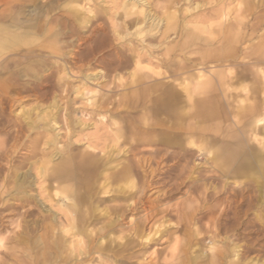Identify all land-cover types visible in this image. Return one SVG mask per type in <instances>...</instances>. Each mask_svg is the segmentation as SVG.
Here are the masks:
<instances>
[{
  "label": "rangeland",
  "instance_id": "374dc122",
  "mask_svg": "<svg viewBox=\"0 0 264 264\" xmlns=\"http://www.w3.org/2000/svg\"><path fill=\"white\" fill-rule=\"evenodd\" d=\"M262 199L264 0H0V264H264Z\"/></svg>",
  "mask_w": 264,
  "mask_h": 264
},
{
  "label": "bare ground",
  "instance_id": "6f19581e",
  "mask_svg": "<svg viewBox=\"0 0 264 264\" xmlns=\"http://www.w3.org/2000/svg\"><path fill=\"white\" fill-rule=\"evenodd\" d=\"M116 4V3H115ZM193 6V9L194 10H197V9H200L201 7H202V4L201 3H199V2H197V3H195V4H193L192 5ZM123 7H124V9H125V11H126V15H130V14H132L130 11H129V7H126V6H124L123 5ZM131 9L132 10H134V6L132 5L131 6ZM30 17H32V15L30 14ZM34 20V19H33ZM33 20H32V18H28V20H25L24 21V26L26 27V29H27V32H30V33H33L34 32V34H36L37 32L36 31H32L31 30V26H33ZM161 22H163V18H159L158 19V21H156L155 22V20H153L152 21V23H151V25H150V31L149 32H151L152 30H155V29H158L159 27H160V25H161ZM206 25H204V26H202V27H205ZM242 26H244V25H242ZM201 27V28H202ZM207 27V26H206ZM247 28H249V27H247ZM247 28H239V32L238 33H236V35H231V38H233L232 40H235V38H236V43H238V42H240L243 38H244V36H245V34L247 33V31H246V29ZM206 32V31H205ZM138 34L140 35V36H143V31L142 30H138ZM119 35V34H118ZM222 38V37H221ZM240 38H242V39H240ZM223 40V39H222ZM228 40V39H227ZM256 51V50H255ZM132 74H134L133 72H132ZM135 75V74H134ZM179 94H178V92L177 91H175L174 89H170V88H167V87H165V88H163V91H162V98L164 99V101L166 102H168V101H172V100H174V99H176V97L178 96ZM197 101V100H196ZM196 105H197V103H196ZM48 117V116H47ZM42 120H46L45 118H42ZM37 122V121H36ZM31 124L33 123L32 121L30 122ZM87 159V158H86ZM41 170H43L41 167L40 168H38V172H40ZM23 177V176H22ZM25 177V176H24ZM262 201H264L263 199H262ZM50 209V208H49ZM4 219V218H3ZM66 225H68L69 226V224H67L66 223ZM72 226V225H71ZM46 228V227H45ZM47 229H49L48 227H47ZM47 232H49V231H47ZM47 232H46V234H47ZM42 235V234H41ZM45 236V235H44ZM7 238V237H6ZM33 243V242H32ZM81 244V243H80ZM56 245V244H55ZM213 252V251H212ZM0 255H2V254H0ZM234 256H236V255H238L237 254V252L235 251L234 252V254H233ZM4 257V255H2L1 256V258H0V261L2 260V258ZM194 258V257H193ZM234 262V261H233ZM205 264H214V261L211 259V260H209L208 262H206Z\"/></svg>",
  "mask_w": 264,
  "mask_h": 264
}]
</instances>
